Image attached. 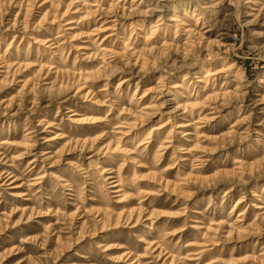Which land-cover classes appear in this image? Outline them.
<instances>
[{
    "label": "rangeland",
    "instance_id": "1",
    "mask_svg": "<svg viewBox=\"0 0 264 264\" xmlns=\"http://www.w3.org/2000/svg\"><path fill=\"white\" fill-rule=\"evenodd\" d=\"M0 264H264V0H0Z\"/></svg>",
    "mask_w": 264,
    "mask_h": 264
},
{
    "label": "bare ground",
    "instance_id": "2",
    "mask_svg": "<svg viewBox=\"0 0 264 264\" xmlns=\"http://www.w3.org/2000/svg\"><path fill=\"white\" fill-rule=\"evenodd\" d=\"M170 21H173V19H170ZM105 39V38H104ZM103 49H106L105 47L103 48ZM207 77V76H206ZM202 81H204V80H202V79H197V82H202ZM180 127V126H179ZM184 135H190V134H184ZM107 179H112V181L110 182V183H112L111 184V187H118L120 184L118 183V182H116L115 180H114V177L112 176V175H109L108 177H107ZM255 208H258V209H261L262 208V206H259V205H256L255 206ZM202 227V226H201ZM128 253V252H127Z\"/></svg>",
    "mask_w": 264,
    "mask_h": 264
}]
</instances>
